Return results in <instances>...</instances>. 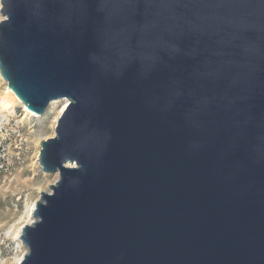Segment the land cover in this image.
Returning a JSON list of instances; mask_svg holds the SVG:
<instances>
[{"label":"water","instance_id":"obj_1","mask_svg":"<svg viewBox=\"0 0 264 264\" xmlns=\"http://www.w3.org/2000/svg\"><path fill=\"white\" fill-rule=\"evenodd\" d=\"M0 76L57 173L18 264H264V0H0Z\"/></svg>","mask_w":264,"mask_h":264},{"label":"rangeland","instance_id":"obj_2","mask_svg":"<svg viewBox=\"0 0 264 264\" xmlns=\"http://www.w3.org/2000/svg\"><path fill=\"white\" fill-rule=\"evenodd\" d=\"M6 89L0 78V99ZM64 103L51 102L41 116L25 114L20 104L10 112L0 110V264H18L25 247L15 232L29 223L28 209L39 192L49 191L57 178V173L43 172L37 161L40 141L54 136Z\"/></svg>","mask_w":264,"mask_h":264},{"label":"bare ground","instance_id":"obj_3","mask_svg":"<svg viewBox=\"0 0 264 264\" xmlns=\"http://www.w3.org/2000/svg\"><path fill=\"white\" fill-rule=\"evenodd\" d=\"M0 19H3V17L0 16ZM0 78H1V76H0ZM18 104H20L23 107V110H24L25 114H27V115L29 114L30 116L33 115L7 86V89H6V92H5L4 96L0 99V110L6 111V112H10V111H12L14 106H16ZM65 105H66V102L63 104V106L61 107L60 111H62L65 108ZM37 163L39 165L38 161H37ZM34 205H35V203L33 201L30 204L29 209H28V217H29L28 220H29V222H30V219H32L31 209H32V207H34ZM19 234H20V228L15 232V236L19 237ZM19 261H20V258L18 259L17 263Z\"/></svg>","mask_w":264,"mask_h":264}]
</instances>
